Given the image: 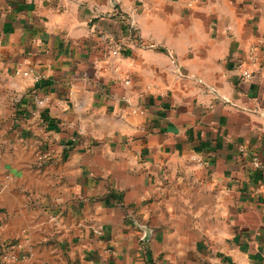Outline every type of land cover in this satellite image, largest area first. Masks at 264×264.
<instances>
[{
    "label": "crops",
    "instance_id": "obj_1",
    "mask_svg": "<svg viewBox=\"0 0 264 264\" xmlns=\"http://www.w3.org/2000/svg\"><path fill=\"white\" fill-rule=\"evenodd\" d=\"M262 75L264 0H0V264H264Z\"/></svg>",
    "mask_w": 264,
    "mask_h": 264
},
{
    "label": "built area",
    "instance_id": "obj_2",
    "mask_svg": "<svg viewBox=\"0 0 264 264\" xmlns=\"http://www.w3.org/2000/svg\"><path fill=\"white\" fill-rule=\"evenodd\" d=\"M189 1H190V4H192L193 0H189ZM138 37H139V35H138L137 28L135 27L133 22H130L128 36H127L128 40L129 41L137 40ZM104 40L106 42V45H105V53L103 56V60L108 65H110L114 68V70L116 72L115 76L117 78L122 79L124 81V83L129 84L131 82V78L126 77V76H122L119 72L120 66L118 65L119 59L122 58L126 49L128 48L127 41L122 40V39H118L117 36H115L113 34H108V35L104 36ZM251 58H254V55H252ZM17 73H22L26 76H30L34 80H37L39 78V74L34 73L31 68L24 69V70L18 69ZM240 74H241V76H243L244 78H246L248 80H251L254 76V72L249 68H242L240 70ZM262 80L264 81V75H262ZM124 98L127 101H130L128 94H125ZM47 99H48L47 96L41 95L39 92H34L32 94V102L38 107L44 106L47 102ZM134 110H139L141 112L144 111L142 108H138L137 106H135ZM50 155H51L50 150H46L44 152H41L38 155V161H40V162L44 161ZM253 165L256 168H261L262 171L264 172V164L262 163V161L260 160V158L257 155L253 156ZM96 230L98 232L100 231L99 229H96ZM2 245L4 247V248H2V251H1L2 264L8 263V262L18 258L16 252L13 250V247H14L13 244L4 243Z\"/></svg>",
    "mask_w": 264,
    "mask_h": 264
},
{
    "label": "trees",
    "instance_id": "obj_3",
    "mask_svg": "<svg viewBox=\"0 0 264 264\" xmlns=\"http://www.w3.org/2000/svg\"><path fill=\"white\" fill-rule=\"evenodd\" d=\"M33 92H34V91H31V92H30V93H31V96H32Z\"/></svg>",
    "mask_w": 264,
    "mask_h": 264
}]
</instances>
